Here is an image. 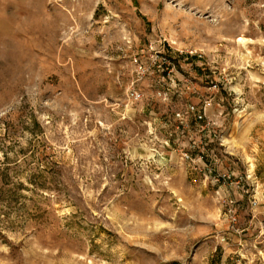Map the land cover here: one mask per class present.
Wrapping results in <instances>:
<instances>
[{
  "label": "rangeland",
  "instance_id": "rangeland-1",
  "mask_svg": "<svg viewBox=\"0 0 264 264\" xmlns=\"http://www.w3.org/2000/svg\"><path fill=\"white\" fill-rule=\"evenodd\" d=\"M0 264H264V0H0Z\"/></svg>",
  "mask_w": 264,
  "mask_h": 264
},
{
  "label": "bare ground",
  "instance_id": "bare-ground-1",
  "mask_svg": "<svg viewBox=\"0 0 264 264\" xmlns=\"http://www.w3.org/2000/svg\"><path fill=\"white\" fill-rule=\"evenodd\" d=\"M240 40H241V41H245V38L242 37Z\"/></svg>",
  "mask_w": 264,
  "mask_h": 264
}]
</instances>
